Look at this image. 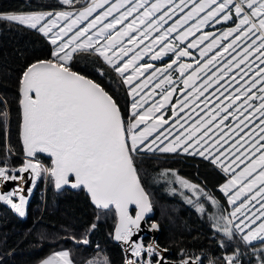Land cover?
I'll return each mask as SVG.
<instances>
[{
    "label": "snow or ice",
    "instance_id": "snow-or-ice-1",
    "mask_svg": "<svg viewBox=\"0 0 264 264\" xmlns=\"http://www.w3.org/2000/svg\"><path fill=\"white\" fill-rule=\"evenodd\" d=\"M59 3V10L0 13V21L35 30L52 46L49 58L37 59L21 75L19 135L25 159L18 168L0 166V183L19 182L0 193V201L24 217V193L32 191L23 187L29 179L24 173H31L33 186L43 174L56 189H82L101 212H115V239L134 257L124 264H169L168 249L133 239L152 211L135 161L157 152L199 156L229 177L220 191L231 211L210 217L222 235L220 247L239 240L257 264H264V0ZM78 53L94 54L110 66L131 97L127 109L100 83L73 70ZM186 57L195 66L185 63ZM177 92L182 96L174 99ZM0 105L6 108L7 101L0 98ZM40 154H47L51 166L41 163ZM179 183L197 197L196 202L185 197L188 203L204 212L198 202L203 190ZM95 228L93 223L89 230ZM77 243L88 244L87 235ZM247 254L236 247L219 264H243ZM40 264L74 262L68 251H59ZM178 264L204 261L181 250Z\"/></svg>",
    "mask_w": 264,
    "mask_h": 264
},
{
    "label": "trees",
    "instance_id": "trees-1",
    "mask_svg": "<svg viewBox=\"0 0 264 264\" xmlns=\"http://www.w3.org/2000/svg\"><path fill=\"white\" fill-rule=\"evenodd\" d=\"M86 2L88 0H81V3ZM60 7L59 0H0V13L49 11ZM51 47L35 30L0 21V98L7 101L6 108L0 105V112L7 110L6 117L0 115V164L4 159L12 165L23 162L17 157L7 158L4 151L7 140L17 154L23 153L19 138V81L29 64L49 58ZM183 59L195 66L193 58ZM73 70L100 83L120 101L122 108L127 109L131 97L127 96L126 86L110 66L97 60L94 54L78 53ZM175 95L174 99L178 97L177 93ZM39 157L51 165L48 158ZM135 164L154 211L149 221L158 225L156 244L168 249L167 259L174 261L184 250L190 255L202 256L204 264L210 259L219 264L222 253L236 247L250 251V248L245 250L239 240L225 241L228 246L224 248L216 243V239L222 240V235L214 230L210 217L221 212L227 214L229 208L227 198L220 191L229 177L219 168L202 157L182 152L141 155ZM179 180L198 185L203 190L204 195L198 202L204 205V212L194 203H188L185 197H191L194 202L197 197L183 190L187 188ZM42 188L39 181L28 198L24 217L0 201V264H37L50 253L62 249L70 253L74 264H104L105 261L123 264L124 253L112 239L116 222L114 211L101 212L82 189L54 191L50 178L43 192ZM209 196L219 202V207L212 204ZM98 214L99 220L96 219ZM93 223L96 228L89 230ZM85 234L89 243H77ZM141 239L144 245L151 240L148 234ZM254 244L260 247L259 243ZM243 264H257L256 257L252 254L244 256Z\"/></svg>",
    "mask_w": 264,
    "mask_h": 264
},
{
    "label": "water",
    "instance_id": "water-1",
    "mask_svg": "<svg viewBox=\"0 0 264 264\" xmlns=\"http://www.w3.org/2000/svg\"><path fill=\"white\" fill-rule=\"evenodd\" d=\"M87 77V76H86ZM89 78V77H88ZM91 79V78H90ZM19 138H20V135H19ZM21 145H22V143H21ZM22 149H23V147H22ZM40 156H42V157H45V158H48L49 160H50V158L47 156V154H40ZM50 163H51V160H50ZM24 176L26 177V178H29L28 179V182L27 183H25V184H23V187L25 188V189H28V188H30V183H31V179H30V177H31V173H24ZM18 183L19 182H16V181H3L2 183H0V193H7V192H10V191H12V190H14V189H16L17 188V185H18ZM141 185H142V183H141ZM142 187H143V185H142ZM52 188L54 189V191H56V192H59V191H61V190H63L64 188H67V189H70V190H78V189H73V188H71V186L70 185H66V186H63L61 189H56L55 188V186H54V183H53V181H52ZM144 188V187H143ZM85 192V191H84ZM86 193V192H85ZM25 196H26V198H27V201H28V198H29V195H30V193L29 192H27V191H25ZM89 197V196H88ZM90 199V198H89ZM91 201V200H90ZM1 202H3V201H1ZM4 203V202H3ZM5 204V203H4ZM7 205V204H6ZM27 205V204H26ZM7 206H9L10 207V205H7ZM26 207V206H25ZM11 208V207H10ZM12 209V208H11ZM134 210V212H132V214L133 215H135V205H131L130 206V210ZM13 210V209H12ZM153 214H154V211H153V208H152V211L150 212V213H148V214H146V216H145V219L143 220V221H141V230L139 231V233L137 234V235H135V236H133V239L134 240H138L139 242H142V236H144L145 234H150L151 235V243H155L156 244V233H157V229H155V230H153L152 228H151V225L153 224V223H155L156 224V222H150L149 221V219L153 216ZM117 222H118V220H117V217H116V222H115V224H114V228H113V231H112V239H113V241L114 242H116L119 246H120V248L122 249V251H123V253H124V261H125V259L126 258H133L132 256H131V252L130 251H126V249L128 248V245L127 244H124V242L123 241H118V240H116L115 239V227H116V225H117ZM150 230L152 231V232H150ZM155 232V233H154ZM143 243V242H142ZM82 244V243H81ZM148 244H150V243H148ZM147 244V245H148ZM147 245H145V247H147ZM163 249V248H162ZM168 253H169V251H167L166 253H164V256H167L168 255ZM168 262H169V264H177L176 263V261H172V260H169V259H166ZM123 264H124V262H123Z\"/></svg>",
    "mask_w": 264,
    "mask_h": 264
},
{
    "label": "built area",
    "instance_id": "built-area-1",
    "mask_svg": "<svg viewBox=\"0 0 264 264\" xmlns=\"http://www.w3.org/2000/svg\"><path fill=\"white\" fill-rule=\"evenodd\" d=\"M6 112H7V110H6ZM9 148L11 149L10 152L8 151ZM4 151H5V156H6L7 158H10V157H17V158L22 159V160L25 159L24 153H22V154H20V153L17 154V153H16V152L10 147V145H9V143H8L7 140H6V142H5V149H4ZM39 159H40L41 163L44 164V166H46V167L49 166L48 163L45 162L42 158L39 157ZM5 162L7 163L9 169H12V168H18V167H20V166L22 165V163H21V164H16V165L8 164L7 159H4V160H3V163H1L0 166H3V164H4ZM36 180H37L38 182L41 181V183H42V187H43V188L41 189V192H43V191L45 190L46 185H47L48 178H46V177L42 174L41 177L38 178V179H36ZM37 181H36V182H37ZM31 184H32V183H30V188H31ZM13 211H14V210H13ZM14 212H15V211H14ZM211 237H212V238H215V235H211ZM220 242H221L220 239H216V243H217L218 245L220 244ZM231 253H232V251L222 253L221 258H222L224 255H226V254H231ZM247 253H248L247 255L251 254V250H250V251H247ZM247 255H245V256H247ZM165 258L167 259V256H165ZM133 259H134V257H133ZM180 259H181V254H179L178 257H177V259H175L174 261H176V263L178 264V262H179ZM206 264H208V262H206Z\"/></svg>",
    "mask_w": 264,
    "mask_h": 264
},
{
    "label": "rangeland",
    "instance_id": "rangeland-1",
    "mask_svg": "<svg viewBox=\"0 0 264 264\" xmlns=\"http://www.w3.org/2000/svg\"><path fill=\"white\" fill-rule=\"evenodd\" d=\"M49 11H51V10H49ZM27 12H33V11H27ZM219 27V26H218ZM145 58H148V57H145ZM158 63H159V61H158ZM157 63V64H158ZM159 65V64H158ZM151 87V86H150ZM158 92H159V90H158ZM177 94H178V97H181L182 96V94L180 93V92H177ZM175 97H176V95H175ZM177 97V98H178ZM154 99H159V96H155L154 97ZM150 103V102H149ZM201 107H203V105H201ZM190 112V109H186L185 110V113H189ZM182 115H184V114H182ZM192 116H193V120L195 119V114L194 113H192ZM169 121H171V124H172V120H169ZM193 121L192 120H190L189 122H188V124H185V127L187 128V127H189V125L192 123ZM182 123H183V121H182ZM170 124V125H171ZM170 125H168V126H165V127H170ZM179 126H177V128H178ZM181 131H183V129H180ZM173 131V135H175V130H172ZM169 139H172V137L170 136L169 137ZM167 142V141H166ZM241 167H243V165H241ZM238 171H239V169H238ZM37 181V180H36ZM35 181V186L38 184V181L36 182ZM174 181V180H173ZM176 181V180H175ZM48 182V181H47ZM32 183V182H31ZM35 186H33L32 184H31V188H32V191H31V193L33 192V190H34V187ZM183 188L181 187V190H182ZM183 190H185V191H189V192H191L189 189H183ZM192 193V192H191ZM14 199H18L17 197H14ZM196 202V201H195ZM228 206H229V208H228V210H227V212L228 211H231V205H229L228 204ZM148 243H151V240L148 242ZM253 243H257V242H253ZM251 250V249H250ZM58 251V250H57ZM61 251H67L66 249H62ZM55 252V251H54ZM52 254L50 253L49 255H47V257L46 258H44V259H47L48 257H50ZM256 257V256H255ZM43 259V260H44ZM42 261V260H41ZM40 261V262H41ZM40 262L39 263H37V264H40Z\"/></svg>",
    "mask_w": 264,
    "mask_h": 264
},
{
    "label": "crops",
    "instance_id": "crops-1",
    "mask_svg": "<svg viewBox=\"0 0 264 264\" xmlns=\"http://www.w3.org/2000/svg\"><path fill=\"white\" fill-rule=\"evenodd\" d=\"M59 10V9H58ZM52 11V10H51ZM59 251H61V250H58V251H55V252H59ZM55 252H52L51 254H53V253H55Z\"/></svg>",
    "mask_w": 264,
    "mask_h": 264
},
{
    "label": "flooded vegetation",
    "instance_id": "flooded-vegetation-1",
    "mask_svg": "<svg viewBox=\"0 0 264 264\" xmlns=\"http://www.w3.org/2000/svg\"><path fill=\"white\" fill-rule=\"evenodd\" d=\"M146 235V234H145ZM149 235V237H150V239H151V235L150 234H148ZM143 237V236H142Z\"/></svg>",
    "mask_w": 264,
    "mask_h": 264
},
{
    "label": "bare ground",
    "instance_id": "bare-ground-1",
    "mask_svg": "<svg viewBox=\"0 0 264 264\" xmlns=\"http://www.w3.org/2000/svg\"><path fill=\"white\" fill-rule=\"evenodd\" d=\"M155 233V232H154Z\"/></svg>",
    "mask_w": 264,
    "mask_h": 264
}]
</instances>
